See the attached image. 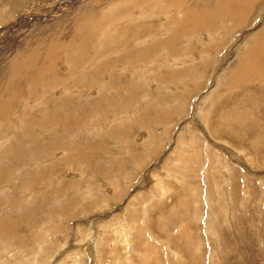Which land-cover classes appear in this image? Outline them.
Instances as JSON below:
<instances>
[{"label": "rangeland", "instance_id": "obj_1", "mask_svg": "<svg viewBox=\"0 0 264 264\" xmlns=\"http://www.w3.org/2000/svg\"><path fill=\"white\" fill-rule=\"evenodd\" d=\"M71 1L0 0V264H264V0ZM63 34L59 68L10 85Z\"/></svg>", "mask_w": 264, "mask_h": 264}, {"label": "bare ground", "instance_id": "obj_2", "mask_svg": "<svg viewBox=\"0 0 264 264\" xmlns=\"http://www.w3.org/2000/svg\"><path fill=\"white\" fill-rule=\"evenodd\" d=\"M172 1V0H171ZM183 0H175V2H182ZM223 1V0H222ZM220 1V2H222ZM254 1L255 0H224L221 4H219L218 10L217 12H212L215 17V14H220L223 12H226V16L228 17H232V18H236L237 21L240 20L241 18H243V21L246 19L247 15H249L250 17V11L254 8ZM73 4H76V8H78V4L81 2H79V0H72L71 1ZM174 2V1H173ZM70 3V2H69ZM84 3V2H83ZM170 3V2H169ZM98 4V2H88L85 6L79 7L77 9V12L75 15V20H79V19H85L86 21H90L89 19L92 17L91 13L88 12L89 10H91L92 7H95ZM177 5V4H176ZM182 5V4H180ZM217 5V4H216ZM257 5V4H255ZM73 6V7H74ZM72 7V6H71ZM256 7V6H255ZM257 9V8H256ZM255 10V9H253ZM92 11V10H91ZM182 11V15L180 16L182 19L181 23L179 24L181 28L184 27H192L195 29V32L197 30H199V23L195 22V20H191L189 18V16H195L198 15L200 10H192L190 11V13H185V11ZM204 13V15H210L209 11H202ZM211 12V11H210ZM259 12V11H258ZM260 14V17L262 15ZM90 13V14H89ZM185 15V16H184ZM40 17H43L42 14H40ZM217 17V16H216ZM228 17V18H229ZM161 18V17H160ZM239 18V19H238ZM211 19V17H210ZM166 20V19H165ZM202 20V19H201ZM212 20V19H211ZM215 20V19H214ZM217 20V19H216ZM227 20V19H226ZM231 20V19H230ZM20 21V20H19ZM33 21V20H32ZM84 23L85 25V21L81 20L79 22ZM29 23V21H26ZM210 22V21H209ZM255 22V21H253ZM18 24V23H17ZM27 24V23H26ZM241 24V23H240ZM244 24V22L242 23ZM39 25V24H38ZM253 25V24H252ZM77 26V25H76ZM78 27V26H77ZM12 28V27H11ZM41 28V27H40ZM91 28V27H90ZM65 31V30H64ZM92 31V30H91ZM194 32V33H195ZM200 32V30H199ZM57 33V32H56ZM173 33V32H171ZM264 33V30L263 32ZM173 36H177V35H185V32L183 31H175L173 33ZM54 35V34H53ZM57 35V34H56ZM181 37V36H180ZM254 37V36H253ZM52 39H54V36L52 37ZM56 38V37H55ZM58 38V37H57ZM183 38V36H182ZM250 39V38H249ZM48 40V39H47ZM42 41L41 44L37 45V46H30L26 50L25 52H23L22 54H20L18 57L14 58L11 62H10V77H11V82L10 85H14L16 83L17 80H21L24 79L25 76L28 74L29 77H33L34 74L33 73H27L28 69L30 67H33L34 70H37V75L39 74L40 71H43V74L48 73L49 71L53 70V69H57L62 65V60L64 57V49L67 46L66 44V39H65V34L62 35V38H59L57 40L51 41V42H47L46 39L40 40ZM49 41V40H48ZM120 41V40H119ZM165 42V41H164ZM253 46L252 48H250L249 51V65L250 67L255 70V71H261L259 73H264L263 67L264 66V40H261L260 37H256L253 41ZM24 47V46H23ZM109 47V46H108ZM74 48V47H73ZM81 49V48H80ZM115 49V48H113ZM249 50V49H248ZM114 51V50H113ZM144 51V50H143ZM85 52V50H84ZM66 53V52H65ZM143 53H146L145 51ZM148 53V52H147ZM138 54V53H137ZM142 55V54H141ZM145 56V55H144ZM98 63V62H97ZM105 64V63H104ZM118 67V65H117ZM110 68V67H109ZM9 72V73H10ZM70 72V71H69ZM74 73V71H73ZM93 73V72H92ZM112 73V72H111ZM69 74V73H68ZM83 73L80 75V77H83ZM111 75V74H110ZM113 76V75H112ZM35 77V76H34ZM68 79V78H67ZM27 80V79H26ZM34 80H37L34 78ZM69 81V80H68ZM28 82V81H27ZM32 82V81H31ZM98 88V87H97ZM93 89V88H92ZM97 90V89H96ZM62 92V91H60ZM93 93V92H92ZM75 94V93H74ZM55 97V96H53ZM52 97V98H53ZM7 99V98H6ZM58 99V98H57ZM55 101V100H54ZM59 104H62V100L60 99ZM65 104V103H64ZM41 105V104H40ZM73 107V106H72ZM8 109V108H7ZM9 112V110H6ZM57 114L58 111H56ZM56 114V115H57ZM4 115V110L0 109V117H2ZM56 121V120H55ZM44 123V122H43ZM43 125V124H42ZM51 126V125H50ZM21 129V127L19 128ZM58 134V133H57ZM59 135V134H58ZM47 136V135H46ZM56 138V137H55ZM56 142V141H55ZM52 143V142H51ZM54 145V143H53ZM55 147V146H52ZM49 149V147H48ZM2 159V158H1ZM13 178V177H12ZM13 181V180H12Z\"/></svg>", "mask_w": 264, "mask_h": 264}]
</instances>
